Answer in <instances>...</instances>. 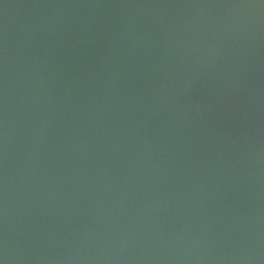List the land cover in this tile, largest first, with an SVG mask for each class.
Segmentation results:
<instances>
[{"label": "water", "instance_id": "obj_1", "mask_svg": "<svg viewBox=\"0 0 264 264\" xmlns=\"http://www.w3.org/2000/svg\"><path fill=\"white\" fill-rule=\"evenodd\" d=\"M126 3L0 0V264H264V157L153 114L195 15Z\"/></svg>", "mask_w": 264, "mask_h": 264}, {"label": "rangeland", "instance_id": "obj_2", "mask_svg": "<svg viewBox=\"0 0 264 264\" xmlns=\"http://www.w3.org/2000/svg\"><path fill=\"white\" fill-rule=\"evenodd\" d=\"M126 4L157 18L190 13L198 22L201 61L184 80L180 96L166 100L153 114L197 138L216 141L219 136L234 148L227 151L264 157V99L257 106L253 95L264 92V0H127Z\"/></svg>", "mask_w": 264, "mask_h": 264}]
</instances>
